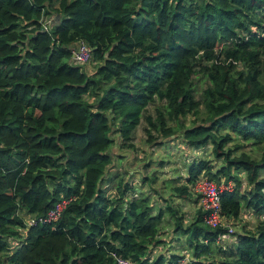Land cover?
Instances as JSON below:
<instances>
[{
	"label": "trees",
	"instance_id": "obj_1",
	"mask_svg": "<svg viewBox=\"0 0 264 264\" xmlns=\"http://www.w3.org/2000/svg\"><path fill=\"white\" fill-rule=\"evenodd\" d=\"M81 41L92 73L72 61ZM203 106L201 122L180 132L212 156L193 159L164 207L122 178L110 186L118 139L133 149L143 121L148 143L153 131L172 137L167 120ZM248 143L263 152L243 151ZM203 178L233 185L221 214L251 211L255 232L219 241L227 229L205 224L194 191ZM175 198L195 204L192 219ZM63 199L60 219L43 222ZM116 258L264 264V0H0V264Z\"/></svg>",
	"mask_w": 264,
	"mask_h": 264
},
{
	"label": "rangeland",
	"instance_id": "obj_2",
	"mask_svg": "<svg viewBox=\"0 0 264 264\" xmlns=\"http://www.w3.org/2000/svg\"><path fill=\"white\" fill-rule=\"evenodd\" d=\"M83 67L89 73H92L95 70L96 65L95 62L91 61L89 64L84 65ZM243 67L244 66H239V68ZM205 80V78L200 76L195 81L197 93L199 95L206 87L207 83ZM147 115L151 116L152 118H156L157 111L154 106H151L148 109ZM205 116L206 108L203 106L200 108V114L198 116L189 115L186 118L180 119L179 121L167 120V125L169 126L168 128H173V130H175L177 133L172 137L166 138L162 133L153 131L152 136L154 139L150 143L147 142L148 137L145 132V128L148 127V123L143 121L142 125L135 134L133 149H121L119 146L121 141L118 139L117 145H115V147L112 149L115 162L108 170L109 175L112 174L113 176H117V178L114 179L111 187L114 189V186L118 184L120 178H122L124 183L127 182L132 186V191L140 190L142 192L139 193L140 195L149 194L153 200L155 199L159 205L164 207L166 203L162 201V198L170 199L171 194L173 193L172 188L175 186H181L183 184V181L181 182L178 180V178H184L186 167L188 166L186 163L187 160H192L195 157H197V159H207L211 158L212 156L211 147H206L202 150L190 149V147H188L184 142L182 132H180L183 130L182 128H190L196 123L199 124ZM243 151L247 152L248 154L252 153L253 156H259L263 152L261 147H254L250 143H248L246 148H243ZM122 159L129 160L128 164L121 163ZM154 176H158V179L154 185H152L149 181L150 179H146V177L153 178ZM173 178L175 180L177 179V182L170 185V181ZM249 188L250 187L248 184L244 181V186L241 189L242 192H246V190ZM159 195L161 197H159ZM194 198L195 196L193 195V199ZM175 199L176 201H174V203L183 205L184 212H187L188 218L190 219L194 213V207L189 204L190 201L184 199L179 200L177 198ZM258 221V218H256L254 215L246 214L244 220L241 219L239 221H229L224 218L223 226L231 227L235 234H238L242 231L255 232ZM163 238L168 240V236ZM161 249H163V247H160L158 252H160ZM185 254L187 256L189 255L188 253Z\"/></svg>",
	"mask_w": 264,
	"mask_h": 264
},
{
	"label": "built area",
	"instance_id": "obj_3",
	"mask_svg": "<svg viewBox=\"0 0 264 264\" xmlns=\"http://www.w3.org/2000/svg\"><path fill=\"white\" fill-rule=\"evenodd\" d=\"M45 30L48 27L45 26ZM93 60V55L90 47L84 41L76 44L72 50V61L77 65H87ZM233 185H217L216 183L203 178L194 186L195 194L200 198V206L204 213V222L211 229L226 228L227 232L224 236L219 238V241L224 239L230 240V236L235 234L234 230L227 226H223V216L221 214V196L224 191L231 190ZM71 200L63 199L57 202L54 207L48 212L43 222L51 223L60 219L61 214L69 205ZM33 223V222H31ZM118 264H132L122 258H116Z\"/></svg>",
	"mask_w": 264,
	"mask_h": 264
},
{
	"label": "crops",
	"instance_id": "obj_4",
	"mask_svg": "<svg viewBox=\"0 0 264 264\" xmlns=\"http://www.w3.org/2000/svg\"><path fill=\"white\" fill-rule=\"evenodd\" d=\"M128 161H129V160H127V159H122V160H121V163L128 164ZM192 161H193V159H192V160H187L186 163L188 164V166H189L190 163H192ZM111 167H112V166H111ZM186 169H187V167H186ZM186 173H187V171L185 172V176H186ZM107 175H109V174H107ZM111 175H112V174H111ZM185 176H184V177H185ZM152 185H154V184H152ZM110 186H111V185H110ZM136 191H138V192H136ZM136 191H135V192H136L137 194H139V193L141 192L140 190H136ZM194 199H196V198H194ZM194 199H193V200H194ZM156 202H157V201L155 200V203H156ZM189 204L192 205V207H194V213H195V210H196V209H195V204H193L191 201H190ZM196 208H197V207H196ZM185 213H187V212H185ZM194 213L192 214V216L194 215ZM246 214L253 215V214L251 213V211L244 210V211H243V215L241 216L240 220H241V219L244 220V217H245ZM192 216L190 217V219H192ZM187 217H188V214H187ZM187 219H189V218H187ZM229 221H230V220H229Z\"/></svg>",
	"mask_w": 264,
	"mask_h": 264
},
{
	"label": "water",
	"instance_id": "obj_5",
	"mask_svg": "<svg viewBox=\"0 0 264 264\" xmlns=\"http://www.w3.org/2000/svg\"><path fill=\"white\" fill-rule=\"evenodd\" d=\"M56 20H57V21L59 20V16L56 17Z\"/></svg>",
	"mask_w": 264,
	"mask_h": 264
}]
</instances>
